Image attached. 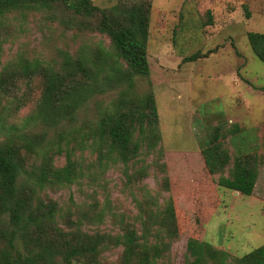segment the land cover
<instances>
[{
  "label": "trees",
  "instance_id": "1",
  "mask_svg": "<svg viewBox=\"0 0 264 264\" xmlns=\"http://www.w3.org/2000/svg\"><path fill=\"white\" fill-rule=\"evenodd\" d=\"M150 20V0H117L108 7L92 0H0V49L8 34L21 31L27 21L36 27L48 21L55 27L46 30L94 33L108 40L107 48L98 43L74 56L58 51L61 63L19 56L0 68V264H102L103 254L116 249L121 253L114 264H170L164 258L179 233L171 196L160 203L157 195L145 192L135 200L138 214L121 215L118 229L105 232L91 226L104 220L106 204L65 210L46 192L70 186L86 173L98 177L111 163H134L141 154H157L151 165L165 191L172 185L180 192L186 188L181 180L170 182L167 165L184 168L198 160L201 173L189 185L197 191L192 193L203 194L210 179L219 188L252 194L257 156L231 157L219 142V135L235 134V126L225 131L217 125L197 154L159 148L162 134L147 50ZM211 23L208 15L201 26ZM246 37L264 65V32L250 31ZM33 87L39 91L34 100ZM27 106L28 113L18 119ZM55 156H63L61 166ZM145 175V167L125 172L128 181ZM187 213L192 225L200 222V213ZM184 264H264V244L229 262L226 251L189 238Z\"/></svg>",
  "mask_w": 264,
  "mask_h": 264
},
{
  "label": "rangeland",
  "instance_id": "2",
  "mask_svg": "<svg viewBox=\"0 0 264 264\" xmlns=\"http://www.w3.org/2000/svg\"><path fill=\"white\" fill-rule=\"evenodd\" d=\"M92 1L99 7H108L117 0ZM150 2L147 50L151 89L162 134L159 148L164 153L197 154L207 146L208 133L217 125L225 131L235 126L236 133L219 135L222 137L219 142L231 157L257 156L258 176L252 194L247 197L219 188L216 181L210 179L203 186L206 188L203 194L192 193L196 190H188L189 185L195 175L201 173L198 160H190L185 169L182 163L170 162L171 165H167L168 175L173 176L170 182L181 180L186 188L180 192L172 185L171 190L165 191L159 171L151 165L157 159L156 153L141 154L126 166L111 163L98 177L86 173L70 186L53 187L46 192L65 210L75 211L76 207L94 202L102 209L106 204L108 211L104 220L94 223L98 226H91L105 232L118 229L121 215L138 214L135 200H140L145 192L157 195L160 203L171 196L179 233L164 260L184 264L186 242L195 238L226 251L230 262L231 258L243 256L264 244V65L252 54L246 37L250 31L264 32V0ZM208 15L212 23L201 26ZM44 23L36 27L27 21L21 31L8 34L1 44L0 68L19 56L51 65L61 63L58 51L74 56L79 50L87 51V47L92 49L98 43L108 47L107 38L100 34H63L59 30H46L50 26L54 28L55 24ZM192 55L203 57L193 62L183 61ZM38 92L33 87V100ZM111 97V92L106 93L107 100ZM91 108L94 110L93 106ZM28 111V106L20 110L18 119ZM55 159L61 166L63 156H55ZM140 167H145L147 175L141 180L128 181L125 172L133 174ZM187 212L200 213V222L192 225ZM120 253V249L105 252L102 264H114Z\"/></svg>",
  "mask_w": 264,
  "mask_h": 264
},
{
  "label": "crops",
  "instance_id": "3",
  "mask_svg": "<svg viewBox=\"0 0 264 264\" xmlns=\"http://www.w3.org/2000/svg\"><path fill=\"white\" fill-rule=\"evenodd\" d=\"M235 75H233V77H234ZM236 77V76H235Z\"/></svg>",
  "mask_w": 264,
  "mask_h": 264
}]
</instances>
